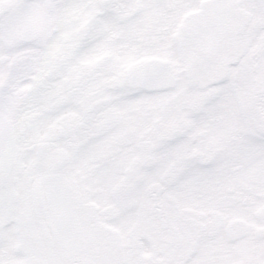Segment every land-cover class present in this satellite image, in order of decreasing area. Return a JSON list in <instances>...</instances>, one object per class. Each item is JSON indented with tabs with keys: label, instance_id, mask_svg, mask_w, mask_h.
Masks as SVG:
<instances>
[{
	"label": "snow or ice",
	"instance_id": "snow-or-ice-1",
	"mask_svg": "<svg viewBox=\"0 0 264 264\" xmlns=\"http://www.w3.org/2000/svg\"><path fill=\"white\" fill-rule=\"evenodd\" d=\"M0 264H264V0H0Z\"/></svg>",
	"mask_w": 264,
	"mask_h": 264
}]
</instances>
